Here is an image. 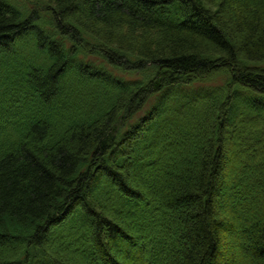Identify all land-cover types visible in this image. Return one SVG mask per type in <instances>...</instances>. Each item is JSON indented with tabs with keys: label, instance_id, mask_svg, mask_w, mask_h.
Returning a JSON list of instances; mask_svg holds the SVG:
<instances>
[{
	"label": "trees",
	"instance_id": "obj_1",
	"mask_svg": "<svg viewBox=\"0 0 264 264\" xmlns=\"http://www.w3.org/2000/svg\"><path fill=\"white\" fill-rule=\"evenodd\" d=\"M0 264H264V0H0Z\"/></svg>",
	"mask_w": 264,
	"mask_h": 264
},
{
	"label": "rangeland",
	"instance_id": "obj_2",
	"mask_svg": "<svg viewBox=\"0 0 264 264\" xmlns=\"http://www.w3.org/2000/svg\"><path fill=\"white\" fill-rule=\"evenodd\" d=\"M13 2L15 3V0H13ZM22 3V1H20L18 4H21ZM26 4L28 5V3L26 2ZM29 7V6H28ZM223 76H220V78H218L219 80H218V83H220L221 81V78H222ZM147 108V107H146ZM144 113V112H143ZM143 113H141V114H143ZM238 143V142H237ZM241 148L242 149V145L240 144V141H239V145L238 146H236V148ZM255 152V151H254ZM253 152V153H254ZM244 153V152H243ZM239 153H236V154H234V153H230V159H232L233 160V163H234V166H233V168H232V171L231 170H227L226 172H225V182H226V190L229 192V190L231 191V189H234V185H235V183H233V182H235V180H238V179H240L241 178V175L243 176L246 172H249L250 170V166L248 165L250 162H249V159H247L246 157L244 158V155L242 156V154L241 155H239ZM248 163V164H247ZM236 164V165H235ZM251 164V163H250ZM239 165H241V166H239ZM162 167H167V163L166 162H164L163 164H162ZM231 187V188H230ZM237 190H239V187L237 188ZM226 205H228V202H226ZM252 204L250 203V206H251ZM249 211V210H248ZM239 216H240V219H242V221H243V223H247L248 222V219L247 218H245V209H243V211L241 212H239V214H238ZM245 235V233H244V231H243V229L242 228H238V230H237V232L236 233H234V234H232L231 235V238L232 239H237V237H239V236H243V235Z\"/></svg>",
	"mask_w": 264,
	"mask_h": 264
}]
</instances>
